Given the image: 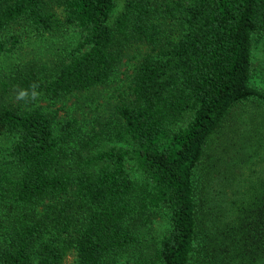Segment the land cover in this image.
Returning <instances> with one entry per match:
<instances>
[{
    "label": "trees",
    "instance_id": "16d2710c",
    "mask_svg": "<svg viewBox=\"0 0 264 264\" xmlns=\"http://www.w3.org/2000/svg\"><path fill=\"white\" fill-rule=\"evenodd\" d=\"M57 4L61 14L50 0H0V58L20 47L18 27L78 35L57 61L4 70L0 96L90 89L114 77L131 45L149 50L130 97L85 132L58 110L1 98L0 124L14 136L1 160L17 172L0 169V264H63L70 250L77 264H118L159 217L169 227L129 264H219L230 252L239 264H264V171L244 216L208 224L205 242L194 178L231 108L264 101L251 82L264 0H126L114 19L117 0Z\"/></svg>",
    "mask_w": 264,
    "mask_h": 264
},
{
    "label": "rangeland",
    "instance_id": "374dc122",
    "mask_svg": "<svg viewBox=\"0 0 264 264\" xmlns=\"http://www.w3.org/2000/svg\"><path fill=\"white\" fill-rule=\"evenodd\" d=\"M58 14L61 7L57 0H50ZM126 0H117L112 19L123 9ZM23 36L20 47L0 58V78L14 73L27 64L51 63L64 57L67 50L78 40L72 27H64L55 33L38 32L18 27ZM23 29V30H22ZM149 50L144 43L131 45L114 77L106 84L76 91L59 98H52L44 91L34 94L14 93L0 96L6 103L15 106H40L44 110H58L61 118L74 119L76 127L83 132L98 121L107 120L122 99L130 97V86L136 66ZM253 76L252 84L264 90V38L255 37L252 43ZM14 136L0 124V169L16 174V168L1 160L9 150ZM264 171V101L253 98L233 106L219 128L211 135L201 164L195 171L196 199L200 207L202 239L210 233L208 224L213 226L236 223L252 205L258 192L255 187L259 172ZM0 209V224L6 222V213ZM169 227L165 217H159L143 228L144 244L140 249L119 255L118 264L133 262L141 252L150 250L151 244ZM5 232L0 227V238ZM227 254V251H223ZM219 264H239L241 259L230 252ZM63 264H77L74 250H70ZM194 264H197L194 262Z\"/></svg>",
    "mask_w": 264,
    "mask_h": 264
}]
</instances>
